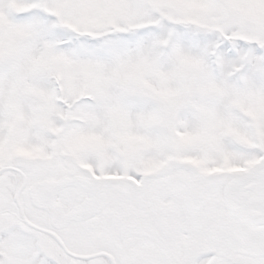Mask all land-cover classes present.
Returning <instances> with one entry per match:
<instances>
[{
    "label": "snow or ice",
    "instance_id": "snow-or-ice-1",
    "mask_svg": "<svg viewBox=\"0 0 264 264\" xmlns=\"http://www.w3.org/2000/svg\"><path fill=\"white\" fill-rule=\"evenodd\" d=\"M0 264H264V0H0Z\"/></svg>",
    "mask_w": 264,
    "mask_h": 264
}]
</instances>
